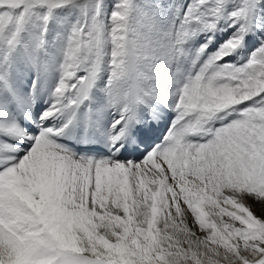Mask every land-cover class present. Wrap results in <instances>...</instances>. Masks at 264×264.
Returning <instances> with one entry per match:
<instances>
[{
  "label": "snow or ice",
  "instance_id": "snow-or-ice-1",
  "mask_svg": "<svg viewBox=\"0 0 264 264\" xmlns=\"http://www.w3.org/2000/svg\"><path fill=\"white\" fill-rule=\"evenodd\" d=\"M0 264H264V0H0Z\"/></svg>",
  "mask_w": 264,
  "mask_h": 264
}]
</instances>
